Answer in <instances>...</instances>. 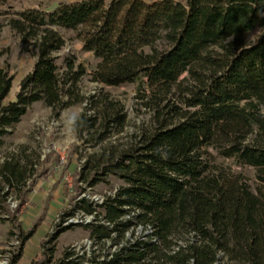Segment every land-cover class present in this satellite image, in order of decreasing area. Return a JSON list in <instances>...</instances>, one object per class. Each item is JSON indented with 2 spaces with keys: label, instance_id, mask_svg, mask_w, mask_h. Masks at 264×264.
Instances as JSON below:
<instances>
[{
  "label": "trees",
  "instance_id": "16d2710c",
  "mask_svg": "<svg viewBox=\"0 0 264 264\" xmlns=\"http://www.w3.org/2000/svg\"><path fill=\"white\" fill-rule=\"evenodd\" d=\"M84 23V45L98 58L90 79L139 80L136 97L151 117L127 140H105L122 130L123 105L106 91L86 96L72 129L94 148L72 186L79 192L107 175L120 182L100 201L74 200L65 216L75 208L91 214L81 225L100 247L66 249L55 264H264V0H69L14 12L7 24L35 58L6 102L12 76L0 66V144L31 102L57 113L80 101L72 92L84 66L73 56L59 65L53 51L64 42L55 27ZM208 148L253 166V188ZM28 167L15 153L0 158V221L11 192L25 200ZM29 235L15 234L7 264H16ZM53 249L31 263L49 264Z\"/></svg>",
  "mask_w": 264,
  "mask_h": 264
},
{
  "label": "rangeland",
  "instance_id": "374dc122",
  "mask_svg": "<svg viewBox=\"0 0 264 264\" xmlns=\"http://www.w3.org/2000/svg\"><path fill=\"white\" fill-rule=\"evenodd\" d=\"M60 1L69 0H7L0 5V66L12 76L3 102L14 97L19 79L31 68L35 58L29 49H24L30 46L22 42L19 34L7 24L8 17L29 7L51 10ZM107 2L108 0H104L105 4ZM90 27L89 23L77 25L76 28L55 27L64 39L63 45L53 51L56 63L62 65L65 56H73L74 64L79 62L84 66L85 72L75 82L72 92V96L81 97L80 101L61 108L57 113L52 112L40 100L33 101L9 131L1 136L0 158L10 153L25 157L30 163L28 168H32L33 173L26 180L30 183L32 179V182L23 203L19 204L15 192L10 193V200L7 201L9 214L3 215L7 214L8 217L0 221V264H7L10 254L19 245L17 236L28 231L30 235L21 246L16 264H32V259L50 244L54 245V249L49 264L57 263L66 249L81 252L89 251L94 246L100 247L98 243H92L81 225L84 218L91 219V214L75 208L70 217L65 216L73 208L77 197L100 201L105 195L112 193L120 182L118 178L107 175L103 181L85 186L79 192L72 186V176L79 168L84 154L94 148L87 143L83 144L72 129V120L86 104L88 94L106 91L123 105L125 120L122 130L110 134L105 140H127L132 132L146 128L150 123L151 112L143 103L145 98L136 97L139 93V80L104 84L90 79V72L98 60L91 49L84 45V38ZM251 35V32L246 33L248 37ZM145 94H149L146 89ZM208 150L215 163L242 173L253 188L256 181L253 166L238 163L232 157L218 155L212 148ZM73 193L75 197L71 199ZM63 225L67 227L61 229ZM125 235L128 236L129 232H125ZM104 246L111 250L115 244L110 239H105Z\"/></svg>",
  "mask_w": 264,
  "mask_h": 264
},
{
  "label": "built area",
  "instance_id": "2783aa9c",
  "mask_svg": "<svg viewBox=\"0 0 264 264\" xmlns=\"http://www.w3.org/2000/svg\"><path fill=\"white\" fill-rule=\"evenodd\" d=\"M8 200H10V195H8L7 197H6V202L8 201ZM71 215H69V216H67L66 218H68V217H70ZM87 220H89V218H84V221H87Z\"/></svg>",
  "mask_w": 264,
  "mask_h": 264
}]
</instances>
